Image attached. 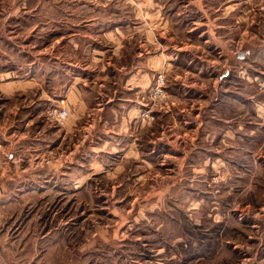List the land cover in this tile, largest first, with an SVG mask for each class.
I'll list each match as a JSON object with an SVG mask.
<instances>
[{"label": "rangeland", "instance_id": "1", "mask_svg": "<svg viewBox=\"0 0 264 264\" xmlns=\"http://www.w3.org/2000/svg\"><path fill=\"white\" fill-rule=\"evenodd\" d=\"M80 1L0 0V264H264V0H159L150 77L128 106L84 117L93 134L99 117L130 120L131 135L112 138L125 149L98 152L92 138L52 177L5 160L18 105L69 81L52 55L75 52L54 35ZM89 79L91 104L114 88ZM53 102L43 114L61 126L68 109ZM53 107L67 109L61 123Z\"/></svg>", "mask_w": 264, "mask_h": 264}, {"label": "crops", "instance_id": "2", "mask_svg": "<svg viewBox=\"0 0 264 264\" xmlns=\"http://www.w3.org/2000/svg\"><path fill=\"white\" fill-rule=\"evenodd\" d=\"M135 1L137 3L132 6H104L97 0H83L62 9L63 19L59 24L62 32L54 35L57 36L54 39H62V46L69 45L75 55L53 54L52 59L60 65L64 75L69 76V83L64 85L62 95L49 91L46 98L38 96L29 104L18 105V123L15 124L18 153L8 152L3 156L15 169L51 177L68 174L72 164L70 159H85L87 143L92 138L99 144L98 152H103L100 146L107 144L125 149L112 138H128L131 134L123 131L129 129L130 120L125 122L116 118L109 122L105 117H99L100 126L104 128L93 134L96 119L84 120V117L88 115L87 110L103 114L108 109L119 111L123 104L128 106L133 99L129 97L131 91L138 87L135 81L141 79L144 83L145 78L150 77V62L155 57L160 61V54L152 53L151 48L156 21L158 16L163 18L165 9L159 0ZM129 46L136 49L132 58L125 62L123 48ZM81 49L82 53H77L76 50ZM92 64L95 67L92 68ZM96 76L100 77L101 85L108 84L106 79H109L114 88L110 93L103 89L99 95L104 94V97L91 104L82 81ZM31 85L34 86L32 81ZM124 92L127 97L122 96ZM57 94L61 98H56ZM58 99L64 101L68 109V116L61 126L51 124L43 114L46 103ZM75 136L77 138H73Z\"/></svg>", "mask_w": 264, "mask_h": 264}, {"label": "built area", "instance_id": "3", "mask_svg": "<svg viewBox=\"0 0 264 264\" xmlns=\"http://www.w3.org/2000/svg\"><path fill=\"white\" fill-rule=\"evenodd\" d=\"M47 115L55 122L61 123L67 115V109L64 107H53L49 109Z\"/></svg>", "mask_w": 264, "mask_h": 264}]
</instances>
